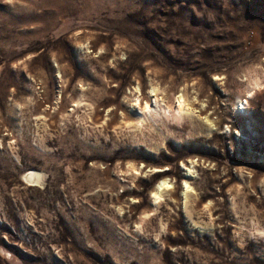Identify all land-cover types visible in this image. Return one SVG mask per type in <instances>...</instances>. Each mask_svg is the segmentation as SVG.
I'll use <instances>...</instances> for the list:
<instances>
[{
  "label": "rangeland",
  "instance_id": "1",
  "mask_svg": "<svg viewBox=\"0 0 264 264\" xmlns=\"http://www.w3.org/2000/svg\"><path fill=\"white\" fill-rule=\"evenodd\" d=\"M0 264H264V0H0Z\"/></svg>",
  "mask_w": 264,
  "mask_h": 264
},
{
  "label": "bare ground",
  "instance_id": "2",
  "mask_svg": "<svg viewBox=\"0 0 264 264\" xmlns=\"http://www.w3.org/2000/svg\"><path fill=\"white\" fill-rule=\"evenodd\" d=\"M153 93L156 94V90L155 89L152 90V94ZM251 96H252V94H251ZM181 98L184 101L183 96H179L178 97V100H180ZM239 102H240V108L239 109H242V110L246 111L247 101L246 100L245 101L244 100H240ZM184 105H185V107L183 109H181L179 105H178L177 108H173V107L171 108L170 106H167L166 104H164L162 102V100L155 98L154 104L153 105H150V104L147 103L146 104V107H145V111H144V108H143V111L144 112H146V111L149 112V111L153 110L156 113H158L159 115L163 116L167 120L179 121L180 119L184 118L185 116L190 117V118L192 117V113H193L192 109H190L185 104V102H184ZM24 179L30 185L37 186L39 183H41L42 176H41V174H39L37 172L28 171V172H26L24 174ZM164 182H165L164 180H163V182H160L159 186L153 192V202L156 203V204L161 199L162 192L165 191V190L170 189V187H165L164 186ZM188 188L189 187L187 186L186 187V191L184 192V196H187V189Z\"/></svg>",
  "mask_w": 264,
  "mask_h": 264
},
{
  "label": "snow or ice",
  "instance_id": "3",
  "mask_svg": "<svg viewBox=\"0 0 264 264\" xmlns=\"http://www.w3.org/2000/svg\"><path fill=\"white\" fill-rule=\"evenodd\" d=\"M216 79H220V77H216ZM153 95H155V93H153ZM177 103H178V105L180 106L181 109H183L185 107L184 101H183L182 98L180 100H178ZM138 105H139V101H137V106ZM128 167L129 168H133V165L130 163V164H128ZM141 167H143V165H141ZM133 170H135V169L133 168ZM150 171H152V170L150 169ZM136 175H140V173L137 172ZM164 186L165 187H171L170 185L167 184V181L164 182ZM185 187H187V185H185ZM189 191H191V189H189Z\"/></svg>",
  "mask_w": 264,
  "mask_h": 264
}]
</instances>
